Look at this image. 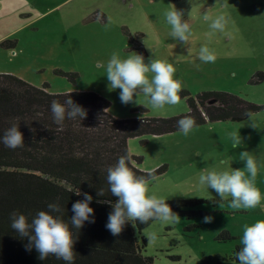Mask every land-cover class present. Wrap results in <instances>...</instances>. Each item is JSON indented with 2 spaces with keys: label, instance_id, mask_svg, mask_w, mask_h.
I'll use <instances>...</instances> for the list:
<instances>
[{
  "label": "rangeland",
  "instance_id": "obj_1",
  "mask_svg": "<svg viewBox=\"0 0 264 264\" xmlns=\"http://www.w3.org/2000/svg\"><path fill=\"white\" fill-rule=\"evenodd\" d=\"M174 5L184 10L192 25L188 44L170 36L164 12ZM205 12L227 13L235 23L209 36V22L202 19ZM7 40H17L16 47H4ZM203 44L215 52L214 63L197 58ZM113 52L122 58L136 52L145 62L150 57L168 59L177 68L183 90L193 96L225 91L264 105V78L258 75L264 73V0H0V73L38 87L48 84L53 93L96 92L111 101L109 112L121 119L171 117L189 111L182 92L179 104L163 109H154L143 93L131 103H121L120 90H110L105 75ZM58 69L77 73L76 81L58 74ZM138 106L148 112L133 111ZM238 129L242 143L233 149L227 133ZM147 138L144 145L141 139L130 138L128 145L132 154L143 157L142 170L168 165L164 174L151 180V190L167 200L210 203L186 208L189 214L194 210L202 216L183 214L171 223L153 220L142 236L147 239L146 233L156 232L158 239L154 244L147 240L144 255L152 257L154 264H239L231 259L233 250L241 244L244 226L264 219V200L255 209L233 210L230 197L222 201L214 190L200 187L198 176L204 169L243 168L239 154L246 150L256 159V186L264 196V109L250 118L207 122L187 136L179 131ZM222 160L229 164L220 165ZM205 216H211V222L205 223ZM224 230L235 238L220 240Z\"/></svg>",
  "mask_w": 264,
  "mask_h": 264
},
{
  "label": "trees",
  "instance_id": "obj_2",
  "mask_svg": "<svg viewBox=\"0 0 264 264\" xmlns=\"http://www.w3.org/2000/svg\"><path fill=\"white\" fill-rule=\"evenodd\" d=\"M2 45L15 48L17 40H7ZM56 72L73 81L78 77L75 72ZM258 75L264 78V73ZM181 94L189 104L186 113L121 119L109 112L111 101L96 92L53 93L48 84L38 87L19 76L0 73V136L12 124H18L24 138V146L15 149L0 143V264H67L55 256L39 259L34 247L27 250L28 238L20 237L11 228L10 214L21 212L31 221L38 211L47 209L48 203L55 202L63 209L64 219L69 220L74 215L73 203L82 200L83 193L93 197L90 206L95 222L86 221L79 229L73 264H154V259L143 253L147 239L142 236L153 220L147 224L137 221L135 227L129 222L118 236L106 228L108 215L118 199L108 191V167L119 157L127 156L137 175H145L149 171L139 167L143 157L130 152L129 139L139 138L144 145L149 135L179 132L177 121L183 116L194 117L200 126L243 118L264 109V105L225 91H205L193 96L183 90ZM67 95L83 106L87 115L83 120L66 118L60 126L54 122L50 106L53 100L62 103ZM133 111L147 113L148 109L138 106ZM167 170V164L157 168L151 180ZM100 189L105 192L103 196L97 195ZM78 191L81 195L76 194ZM167 203L178 215L202 216L203 212L193 210L189 214L186 208L210 201L176 199ZM219 238L235 237L224 230ZM240 247L241 244L235 246L231 257L237 263Z\"/></svg>",
  "mask_w": 264,
  "mask_h": 264
},
{
  "label": "clouds",
  "instance_id": "obj_3",
  "mask_svg": "<svg viewBox=\"0 0 264 264\" xmlns=\"http://www.w3.org/2000/svg\"><path fill=\"white\" fill-rule=\"evenodd\" d=\"M184 10L177 9L175 5L164 12L166 22L171 27L170 36L183 44L189 43L192 35V25L184 18ZM191 15V11L188 16ZM205 22H209L211 32L209 36L223 33L226 26L234 21L227 13L220 12L215 16L205 12L202 15ZM111 19L105 24L109 27ZM197 58L202 63H214L216 55L207 44L201 45ZM179 63V58L175 61ZM199 67V65H197ZM177 68L168 59L149 58L145 62L142 54L133 52L127 57H121L119 52H113L105 67V75L109 82V89H119L121 103L128 104L134 97L143 93L148 98V103L154 109H163L166 105H177L181 101L180 93L183 90L182 79L176 78ZM53 120L62 126L64 120H83L87 111L83 106L74 102L70 95L61 103L53 100L51 103ZM250 118V114H246ZM256 127L255 122L250 123ZM194 117L183 116L177 121L180 132L187 136L196 127ZM232 141V148L240 147L242 138L238 130L227 133ZM0 143L15 149L24 146L23 133L18 124H12L0 136ZM199 155V153H197ZM129 157L121 156L117 162L107 169L108 191L118 199L113 203V211L108 215L106 228L112 235L118 236L129 222L133 227L138 221L147 224L150 220H159L162 223L175 222L179 215L167 203V199L159 196L150 188L151 178L156 169L145 175H137L133 167L129 166ZM239 159L245 162L243 168L217 167L204 169L198 176V185L212 189L220 200H229V207L233 210L255 209L264 200L260 189L256 186L258 166L256 159L248 151H242ZM220 165H228V160H222ZM77 195H81L78 191ZM105 194L103 189L97 192L98 196ZM187 196V195H185ZM93 197L83 193V199L77 200L72 205L74 215L64 219L63 209L58 203L47 204L46 210H40L29 221L26 214L13 211L10 214L11 228L15 229L20 237H27L26 249L31 251L34 247L39 254V259L44 260L55 256L67 264L74 262V244L78 239V231L84 223H94V209L90 206ZM211 216H205L204 222H211ZM149 244H154L158 239L156 232L145 234ZM239 264H264V219L245 225L241 237V247L236 252Z\"/></svg>",
  "mask_w": 264,
  "mask_h": 264
}]
</instances>
